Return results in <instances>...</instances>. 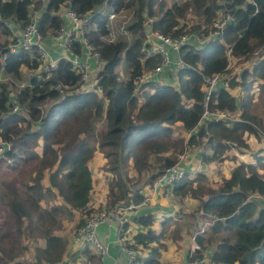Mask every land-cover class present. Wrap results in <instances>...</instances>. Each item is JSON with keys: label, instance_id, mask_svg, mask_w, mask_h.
<instances>
[{"label": "trees", "instance_id": "16d2710c", "mask_svg": "<svg viewBox=\"0 0 264 264\" xmlns=\"http://www.w3.org/2000/svg\"><path fill=\"white\" fill-rule=\"evenodd\" d=\"M102 5L105 11H96ZM63 7L81 14L93 12L87 36L101 58L95 90L73 91L79 73L67 59H60L55 70L46 72L32 50L9 49L14 41L10 36L31 19L32 9L39 11L38 28L46 37L63 24ZM121 8L132 12L124 26L129 36L118 29L109 42L105 39L108 12ZM190 10L197 20L185 19ZM219 13H231L234 20L216 37L183 44L178 56L184 64L177 65L176 83L147 81L138 86L142 73L158 61L157 57L142 59L139 53L147 26L171 36L184 32L205 36ZM0 35L5 36L0 39V70L25 80L14 96L6 82L0 83V139L12 145L6 152L12 161L0 160V166L6 164L12 171L0 181L4 193L0 200L8 198L6 213L0 216L18 227L16 248L15 239L1 231L0 221V264H54L62 258L67 247V239L57 233L62 218H73L75 210L79 211L76 230L96 209L88 205L93 188L89 162L96 151L108 178L104 206L110 208L139 202L144 188L174 165L180 153L206 145L213 152L203 151L202 160L220 159L230 146H248L247 137L257 136L253 133L263 125L255 98L249 94L254 91L252 82L246 79L248 75L264 79V55L251 70L245 68L240 79L226 77V84L217 86L210 97L211 109L236 112L239 119L200 121V117L206 77L228 72V51L233 59L242 61L264 51V0H175L169 5L165 0H0ZM72 48L79 51L80 45L75 42ZM121 60L128 71L125 79L118 77ZM238 85L244 91L241 100L231 91ZM260 85L264 91V83ZM145 86L151 91L143 90L138 96L137 90ZM13 103L19 107L16 112ZM176 123L182 129L177 130ZM205 178L202 173L194 178L184 174L163 187L171 195L189 194L199 199L198 210L212 218L210 234H195L197 246L188 254V264H208L203 258L214 237L212 263L264 264V206L259 205L264 197V176L254 163L240 161L217 187L205 189L199 183ZM134 220L146 227L133 234L141 264H158L155 256H141L144 248L162 236L150 228L152 214H140ZM22 227L28 237L44 240V245L35 247L33 262L17 258L27 248L21 239ZM222 231L225 235L218 236ZM6 239L8 248L3 247Z\"/></svg>", "mask_w": 264, "mask_h": 264}, {"label": "built area", "instance_id": "2783aa9c", "mask_svg": "<svg viewBox=\"0 0 264 264\" xmlns=\"http://www.w3.org/2000/svg\"><path fill=\"white\" fill-rule=\"evenodd\" d=\"M100 10L103 12L104 7H100ZM125 11L124 8H121L119 11L112 10L108 12V30L105 36L107 41L110 42L115 39V31L112 22L119 16L125 18ZM92 13L93 12L81 14L73 8L65 7L64 22L56 33L49 35L52 41V44H49L46 37L38 28L37 18L39 11L32 9L31 19L18 27V33H15L14 41L8 45L9 49L11 51H16L20 48L32 50L40 60V68L46 72L55 70L60 59H67L70 61L73 69L79 73V82L73 91H75V93H82L95 90L97 85V72L101 66V58L100 52L94 48V45L89 41L87 36V28ZM151 20L152 18L149 17L148 21L150 22ZM231 20H234V16L231 13H219L213 22L210 23L209 26L211 29L205 36H202L198 32H184L176 36H171L157 30L145 29V38L139 47L141 58L147 59L157 57L158 61L152 68L142 73L138 79V86L147 81L157 82V78L152 77L155 74L159 75L162 73L171 63V54L173 52L177 55V65H183L184 61L178 56L179 50L183 44L190 41L200 42L203 41L204 38L208 39L209 37L218 36ZM123 23H125V21H123ZM123 23H121L118 29L126 33L127 31L124 29ZM75 42L80 45L79 51H74L72 48V44ZM81 50L92 57L95 62V68L91 67L81 58ZM52 51L55 52L56 55H54ZM228 57H231L230 51H228ZM221 77V73H213L206 77L200 121L206 119L215 121H234L239 119L236 116H232L233 113L226 110L211 109L209 106L210 97L216 90ZM141 88L138 90L141 91ZM59 90L63 94V88L60 87ZM18 108L16 103L12 104L13 112H16ZM5 143L6 149L4 146ZM10 149V142L0 139V160L6 158V152ZM185 156L186 151L180 153L176 163L166 168L165 172L151 185L152 192L145 194L139 202L130 201L127 203H120L110 208H106L104 205L101 207L97 206L95 210L85 217L83 224L75 230L77 239L82 243L93 246L101 256H104L109 253L110 241H105L99 237L98 227L104 222H116V235L113 242L118 244L120 250L125 254L124 264H141L140 253L134 244L135 239L128 233V227L134 224V218L137 216L138 208L150 203L153 192L156 189L177 180L185 174V168L181 165ZM7 161H11V158L7 157ZM163 177H165V180H163ZM166 191L169 193L167 189ZM262 199H264V197ZM203 260L211 261V257H205L204 255Z\"/></svg>", "mask_w": 264, "mask_h": 264}, {"label": "crops", "instance_id": "0c3cea01", "mask_svg": "<svg viewBox=\"0 0 264 264\" xmlns=\"http://www.w3.org/2000/svg\"><path fill=\"white\" fill-rule=\"evenodd\" d=\"M64 9V7L60 9L63 17ZM146 29L149 30L150 27L147 26ZM14 31V34L18 33V29ZM46 40L49 44H52L49 35L46 36ZM53 54L56 55L55 52H53ZM80 54L81 58L86 63L95 68V62L88 53H85L83 50H81ZM171 56V64L168 65L159 75L155 74L152 78H157L158 81L152 82H177L175 77V71L177 68V55L172 53ZM226 77V74L222 75L218 86L226 84ZM252 85L253 88H255V84ZM237 87L238 86L232 88L231 91L238 98V100H241V96L244 94V91L241 90V92H238L237 89L239 88ZM143 90L151 91L149 87L145 86L144 89H141V91H138V93L140 94V92ZM140 99L142 100V97H140ZM140 99L139 101L141 102ZM233 114L238 118V114L236 112ZM175 125L177 130L182 129L180 123H176ZM261 137L255 138V136L251 134L247 137V144L248 147L256 146L257 151L260 150L257 156L261 155L264 158V146L262 147L258 145ZM203 151L210 155L212 154L213 149L207 147L206 145H199L192 148L189 153L187 150L186 157L182 160L181 165L185 168V174L191 178H194L197 173H202L205 175L206 180L207 178H210L209 185L213 187H217V183L222 178L228 177L232 168L238 162L244 161L247 163H254V161H256L251 151L242 150V152H239L237 148L234 147H230L226 151L228 156L225 155L220 159L202 160L201 153ZM101 162H103V159L99 151H96L94 158H92L89 162V166L92 171L93 188L91 190L88 205L94 208L100 205H105V199L108 192L107 182L101 179L100 176L101 174L104 178L108 179L106 174H104V171L100 168ZM258 170L260 173L264 172L263 168L261 167H259ZM211 181L213 183H211ZM199 183L205 184V181L203 180ZM163 187L164 186H160L153 192L152 199L148 205L140 206L137 210V216L146 213L152 214L153 222L150 225V228L154 229L156 232H161L162 235L160 241H153L146 248H144L141 252V256H155L154 258L157 259L158 262L160 259H163L165 264H175L174 260H184V263L181 262L180 264H188L187 256L194 250V247L197 246L194 237L195 234L205 232L203 234L208 235L209 231L206 229V226L207 224L208 226L211 224L212 218L208 215L203 216L201 210H198L200 204L199 199H196L189 194L177 196L171 195L167 193L166 189ZM149 192H152L151 186L144 188V195ZM203 197H206V193ZM263 204L264 199H261L259 205L264 206ZM73 218L74 220L78 221L79 211L75 210ZM62 222L66 228L62 225V228L59 229L57 233L67 239V247L62 258L54 264H124L125 254L120 250L118 244L113 242L116 235V222H104L98 227L99 237L105 241H110L109 253L104 256H101L93 246L79 241L73 229L72 231H69L68 225L70 220L65 218L62 219ZM175 222L183 226L184 231L181 234L176 232ZM145 230V226L136 223L131 224L128 227V233L132 236L137 231ZM224 235L225 232L222 231L218 236L221 237ZM216 241H211L209 244H207L205 257L211 256L210 252L213 248H215ZM33 243L35 244L34 247ZM41 245H44V240L42 239H37L35 242H30L25 251L20 256H18V260L22 262H33L35 260V247ZM43 262V264H49L48 262ZM207 262L208 264H214L211 261Z\"/></svg>", "mask_w": 264, "mask_h": 264}, {"label": "rangeland", "instance_id": "374dc122", "mask_svg": "<svg viewBox=\"0 0 264 264\" xmlns=\"http://www.w3.org/2000/svg\"><path fill=\"white\" fill-rule=\"evenodd\" d=\"M172 1H175V0H165V2H166V4H170ZM103 6V5H102ZM102 6H97L98 8L96 9V11H99L100 10V7H102ZM104 11H105V7H104ZM125 13H126V17L124 18V17H116L114 20H113V29H114V31H115V38H116V34H117V32H118V28H119V26H120V24L121 23H123V21H125V23H123L124 24V26L126 25V23L127 22H129L131 19H132V12L130 11H128V10H126L125 11ZM185 19H187V21H189L190 19H194V20H197L198 19V17H197V15L193 12V11H188V13H187V15H186V17H185ZM126 36H129V33L128 32H126V33H124ZM4 38H5V36L4 35H0V39L1 40H4ZM14 40L15 39V37H12V36H10V40ZM12 40V41H13ZM262 52H264V51H262ZM262 52H258V53H255L253 56H252V58H250L249 60H246V61H242V60H238V59H233L232 57H230L229 58V66H228V68H229V70H228V72L226 73V76L228 77V76H236V78H239L240 79V74H241V72L245 69V68H248V70H251L252 69V66H253V64H254V62H256L257 61V59H259L262 55H264V53H262ZM117 71H118V77L120 78V79H125V78H127L128 77V71H127V67H126V63H125V61L124 60H121V62H120V64H119V67H118V69H117ZM27 74H29V72L30 71H28V70H26L25 71ZM24 71H23V73H25ZM222 75H224V74H222ZM27 76L28 75H26V77H24V78H27ZM246 80H248V81H250V82H252V84H255V88H254V91H250V93L249 94H252V96L255 98L254 99V102H256V105H257V112L258 113H260V116H261V118H262V121H263V125L262 126H258L257 128L259 129V131H258V133H253V134H258L257 136H255V138H259V137H261V140L259 141V143H258V145L259 146H264V140H263V136H264V91H263V87H261V83H264V79L263 78H258V77H252V76H250V75H248L247 76V79ZM21 81H23V84L25 83V80H17V79H15V78H13V77H11V76H9V75H5V74H3L2 73V71L0 70V83H7V85H8V88H9V90H10V94L12 95V96H14V94H15V92L17 91V89L19 88V86L21 85ZM251 84V85H252ZM237 88H239V89H237V91L238 92H241V90H242V88H241V86L240 85H238V87ZM137 91H139V90H137ZM137 95L138 96H140L141 95V92H140V94L137 92ZM141 100V99H140ZM18 111V110H17ZM232 116H234V114H232ZM95 123H96V121H95ZM97 123L98 124H100L101 123V120H98L97 121ZM98 124H96L97 126H98V128H99V125ZM34 127H36V126H34ZM175 127H176V125H175ZM179 127V126H178ZM177 128V127H176ZM180 130V129H179ZM11 144V143H10ZM11 147H12V145H11ZM230 147H234V148H237V150L239 151V152H242L241 150H243V151H251V153L253 154V157L255 158V160L256 161H254V164H255V166H256V168H257V170H258V168L259 167H261V168H263V170H264V158L261 156V155H259V156H257L258 155V153H259V151L260 150H258L257 151V149H256V146H230ZM229 147V148H230ZM240 148V149H239ZM191 151V148L188 150V153ZM257 151V152H256ZM244 153V152H243ZM4 159H6V161H7V157L6 158H4ZM257 160H258V162H257ZM11 161H12V159H11ZM11 161H7V162H11ZM151 164H153V162H151ZM232 171V170H231ZM259 171V170H258ZM7 173H12V171H10V169L6 166V164H2L1 166H0V181H1V178H3L2 177V175L3 174H7ZM105 174V173H104ZM261 175L262 176H264V172H262L261 173ZM100 176H101V179H103L105 182H108L107 181V179L106 178H104L101 174H100ZM8 179V178H7ZM205 184H204V188L206 189L207 188V186H209V184H210V178H207V180H206V178H205ZM207 182V183H206ZM211 183H213L212 181H211ZM216 183V182H215ZM0 185H2V183L0 184ZM0 194H1V196H3L4 195V193L1 191V189H0ZM7 201H8V198L7 197H2V199L0 200V214L2 213V212H4L5 211V213H6V207H5V204H7ZM264 205V204H263ZM62 219H65V218H62ZM71 219V220H70ZM70 219H68V220H70V223H69V225H68V227H69V231L71 230L72 231V229L75 231V225L77 224V221L76 220H74V218L72 219V218H70ZM76 219V218H75ZM5 220V221H4ZM0 221L1 222H3V225L1 226V231L2 232H7V234H10L11 235V237L12 238H14L15 239V241H16V243L14 244V246L16 247V248H18V227L17 226H15V223H13V222H11L10 220H7L6 221V218H5V216H0ZM63 225V222H61V226ZM60 226V227H61ZM64 226V225H63ZM65 228H66V226H64ZM208 224H207V226H206V229H208ZM175 230H176V232H178V233H182L184 230H183V226L182 225H179L177 222H175ZM208 234H210V232L208 233ZM219 235V234H218ZM23 238V243L26 245V246H29V243L30 242H35V241H37V239H31V238H29L27 235H26V231H24V227H22V233H21V239ZM20 239V240H21ZM19 240V241H20ZM5 241H7V245H5ZM4 242H3V247L4 248H8L9 247V239H6ZM212 241L213 242H215L216 241V237H214L213 239H212ZM21 242V241H20ZM35 246V244L33 243V247ZM18 258V257H17ZM174 262H175V264H180L181 262L182 263H184V260L182 261V260H174ZM158 264H165L164 263V261H163V259H160V261L158 262Z\"/></svg>", "mask_w": 264, "mask_h": 264}, {"label": "water", "instance_id": "95a60500", "mask_svg": "<svg viewBox=\"0 0 264 264\" xmlns=\"http://www.w3.org/2000/svg\"><path fill=\"white\" fill-rule=\"evenodd\" d=\"M4 146H5V149H6V143L4 144ZM163 180H165V177H163Z\"/></svg>", "mask_w": 264, "mask_h": 264}]
</instances>
